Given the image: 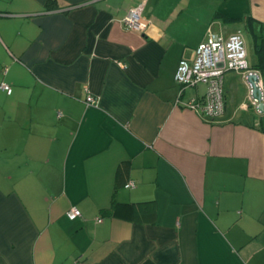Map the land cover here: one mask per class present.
<instances>
[{
	"label": "crops",
	"instance_id": "obj_1",
	"mask_svg": "<svg viewBox=\"0 0 264 264\" xmlns=\"http://www.w3.org/2000/svg\"><path fill=\"white\" fill-rule=\"evenodd\" d=\"M208 31L264 82V0H0V264H264V112L174 80Z\"/></svg>",
	"mask_w": 264,
	"mask_h": 264
},
{
	"label": "built area",
	"instance_id": "obj_2",
	"mask_svg": "<svg viewBox=\"0 0 264 264\" xmlns=\"http://www.w3.org/2000/svg\"><path fill=\"white\" fill-rule=\"evenodd\" d=\"M121 23L124 27L138 32H144L149 26V21L142 14L141 5L130 8L122 17ZM246 56L245 39L240 31H235L226 37L208 31L205 38L196 46L194 59L191 62L181 59L174 73V80L180 90L185 86L205 84L204 95L201 98L190 100L185 105L212 119L220 116L224 110L223 77L225 71L237 70L242 72L244 77L256 73L249 67ZM118 64L123 65L120 62ZM256 85L264 90V82L260 77ZM0 87L7 93L11 91L10 86L4 82L0 83ZM85 102L91 105L95 103V99L87 95ZM253 102L257 101L253 99ZM126 186H134V183L130 181ZM66 214L70 219L81 215L80 210L75 206H71Z\"/></svg>",
	"mask_w": 264,
	"mask_h": 264
},
{
	"label": "water",
	"instance_id": "obj_3",
	"mask_svg": "<svg viewBox=\"0 0 264 264\" xmlns=\"http://www.w3.org/2000/svg\"><path fill=\"white\" fill-rule=\"evenodd\" d=\"M258 78V73H251L246 76L245 81L251 89L250 92L252 98L257 101L256 109L259 112H264V98H262V95H264V90H261L259 87H257L256 82Z\"/></svg>",
	"mask_w": 264,
	"mask_h": 264
},
{
	"label": "rangeland",
	"instance_id": "obj_4",
	"mask_svg": "<svg viewBox=\"0 0 264 264\" xmlns=\"http://www.w3.org/2000/svg\"><path fill=\"white\" fill-rule=\"evenodd\" d=\"M244 35V33H242Z\"/></svg>",
	"mask_w": 264,
	"mask_h": 264
}]
</instances>
